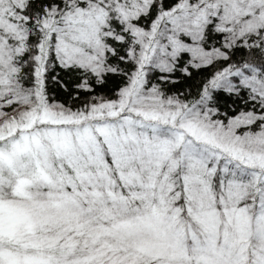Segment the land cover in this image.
I'll list each match as a JSON object with an SVG mask.
<instances>
[{"label": "snow or ice", "instance_id": "1", "mask_svg": "<svg viewBox=\"0 0 264 264\" xmlns=\"http://www.w3.org/2000/svg\"><path fill=\"white\" fill-rule=\"evenodd\" d=\"M0 264H264V0H0Z\"/></svg>", "mask_w": 264, "mask_h": 264}]
</instances>
